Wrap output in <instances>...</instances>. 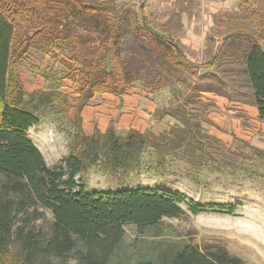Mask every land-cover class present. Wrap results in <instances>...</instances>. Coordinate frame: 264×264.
I'll use <instances>...</instances> for the list:
<instances>
[{
    "label": "rangeland",
    "instance_id": "rangeland-1",
    "mask_svg": "<svg viewBox=\"0 0 264 264\" xmlns=\"http://www.w3.org/2000/svg\"><path fill=\"white\" fill-rule=\"evenodd\" d=\"M119 2L130 16L138 14L140 0ZM244 2L264 13V0H145L149 27L181 47L187 59L197 66L192 72L168 67L146 42L145 35L134 33L129 23L122 31L119 45L111 50L114 56L125 57L130 69V83L124 94L128 95L131 90L144 93V97L155 104L153 117L156 110L169 109V115L161 119L158 115L155 117L161 129L154 134L168 130L176 122L173 114L181 116L186 110L192 122L198 123L201 133L216 140L204 141L203 151L189 148L186 140L180 141L174 149L169 146L159 151L149 146L140 156L138 170L104 172L95 166L75 177L76 183L88 192L161 188L183 196L180 206L186 215L165 217L144 234H138L132 225L123 226L124 235L115 249L114 264H134L135 258L144 254L153 258L152 264H165V249L178 243H189L203 250L220 248L245 264H264V120L249 108L255 107L243 73V55L249 44L244 39H229L223 46L222 62L217 69L199 66L213 57L227 34L244 30L259 36L260 31L255 28L250 9ZM18 24L16 29L20 32L25 23L19 20ZM66 35L92 46L100 42L98 28L90 22L71 19ZM260 43L264 47V38ZM69 50L68 43L46 51L32 48L15 65L25 93L59 95L58 106L50 103L41 109L39 123L25 133L48 166L56 165L68 154L74 131L72 120L80 95L81 66L70 58ZM86 56L92 54L87 52ZM222 98L231 102V106L246 107L244 114H235L239 121L234 128L222 123L217 115L215 102ZM84 124L85 127L81 117V129L86 134L93 130L102 133L92 126L94 121ZM110 124L117 134L132 129L116 130L112 121L107 127ZM189 200L203 209L192 214L187 206ZM32 206L27 201L24 209L27 214L14 206L16 215L12 218V227L37 230L42 226L49 234V227L44 226L41 219H33ZM54 264L79 262L70 255L67 262L55 261Z\"/></svg>",
    "mask_w": 264,
    "mask_h": 264
},
{
    "label": "trees",
    "instance_id": "trees-1",
    "mask_svg": "<svg viewBox=\"0 0 264 264\" xmlns=\"http://www.w3.org/2000/svg\"><path fill=\"white\" fill-rule=\"evenodd\" d=\"M144 3L145 0H140L138 14L130 16L119 0H0V264L65 263L70 255L79 264H114L115 249L124 235L123 226L132 225L138 234H144L165 217L186 215L180 206L183 201L180 193L161 188L88 192L75 181L77 175L95 166L104 172L138 170L140 156L149 146L159 151L169 146L174 149L186 140L189 148L203 151L204 141H216L201 133L186 110L182 115L180 112L181 116L173 114L176 122L157 135L134 129L117 134L111 124L102 133L93 130L86 134L81 129L80 113L87 101L102 92L121 96L130 83L127 60L111 52L119 45L128 23L134 33L145 35L146 42L168 67L184 72L197 67L170 37L149 27ZM244 3L250 9L259 36L244 30L227 34L213 57L199 66L217 69L222 62L223 46L229 39L247 41L243 73L252 91V105L258 118L264 120V47L260 43L264 38V13ZM71 19L90 22L98 28L99 44L92 46L68 38L66 26ZM19 20L25 23L20 32L16 29ZM62 43H68L70 58L81 66L80 95L72 120L74 131L69 152L56 165L48 166L25 133L39 123L41 109L50 103L58 106L59 95L25 93L15 65L32 48L46 51ZM87 52L92 56H86ZM157 115L158 119L169 115V109L156 110L154 118ZM27 201L33 204V219H41L49 227V234L42 226L37 230L12 227L14 206L27 214L24 210ZM187 206L194 215L203 209L193 200ZM165 251V264H245L220 248L203 250L189 243H178ZM152 263L153 258L144 254L135 258L134 264Z\"/></svg>",
    "mask_w": 264,
    "mask_h": 264
},
{
    "label": "crops",
    "instance_id": "crops-1",
    "mask_svg": "<svg viewBox=\"0 0 264 264\" xmlns=\"http://www.w3.org/2000/svg\"><path fill=\"white\" fill-rule=\"evenodd\" d=\"M101 99H106V101H100ZM215 105H217L219 110L217 115L219 116L220 121L222 123L224 122V124L230 128H234L233 125L239 121L235 114H244V109L246 108L241 105L231 106V102H228V100L223 98L222 101L215 102ZM154 108L155 104L145 98L144 93H139L138 91L131 90L128 92V95L123 94L121 96L102 93L96 94L93 99L83 107L81 117L84 127L86 121H94L95 125L92 124V126H95L102 132L105 131L110 121L113 122L116 130H125L131 127L140 132H143L146 129H149L151 132H158L160 131L161 126H159L160 123L158 119L153 117ZM249 108L255 110L254 115H258L256 107ZM154 119L158 121H156L157 124L154 123Z\"/></svg>",
    "mask_w": 264,
    "mask_h": 264
}]
</instances>
